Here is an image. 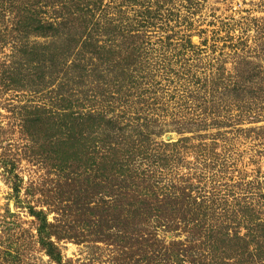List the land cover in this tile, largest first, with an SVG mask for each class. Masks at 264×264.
<instances>
[{"label":"rangeland","instance_id":"374dc122","mask_svg":"<svg viewBox=\"0 0 264 264\" xmlns=\"http://www.w3.org/2000/svg\"><path fill=\"white\" fill-rule=\"evenodd\" d=\"M52 1L0 44V264H264V0Z\"/></svg>","mask_w":264,"mask_h":264},{"label":"trees","instance_id":"16d2710c","mask_svg":"<svg viewBox=\"0 0 264 264\" xmlns=\"http://www.w3.org/2000/svg\"><path fill=\"white\" fill-rule=\"evenodd\" d=\"M3 3L1 4H6V6H1L0 7V18L3 20V12L6 11L12 15V22L14 23L15 28L11 32H6V34L1 35L0 34V44L4 43V40H8L14 38L13 34L15 35H22V31L27 27L25 25H20L22 22L25 20H30L31 17L35 18L33 25L36 23V19L39 23H42L44 19H42L39 15L40 12H38L39 9L35 8L38 6L34 5L35 0H2ZM44 1H49V0H43ZM68 3L66 4L64 1H52L54 2L56 8L58 9V14L59 12L62 13L61 15L64 16V20L67 18H71L72 14L74 15V10H80V2H83L81 0H68ZM45 22V21H44ZM47 23L45 22L44 26L47 27ZM28 26H32V23L30 22ZM11 35H7L9 33H12ZM15 32V33H14ZM132 32H128V35H131ZM35 216V215H34ZM37 218V215H36ZM39 233H41L40 228H38Z\"/></svg>","mask_w":264,"mask_h":264}]
</instances>
